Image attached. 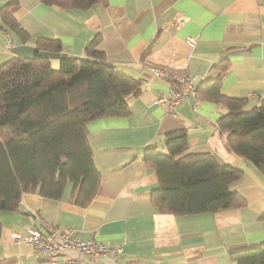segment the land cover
Masks as SVG:
<instances>
[{
  "label": "crops",
  "instance_id": "1",
  "mask_svg": "<svg viewBox=\"0 0 264 264\" xmlns=\"http://www.w3.org/2000/svg\"><path fill=\"white\" fill-rule=\"evenodd\" d=\"M6 1L0 0V6ZM19 2L15 15L31 41L22 43L0 29V64L15 55L14 45L34 46L37 37H58L63 52L82 56L99 34V48L108 61L118 71L140 78L143 91L131 100L130 115L89 123L101 185L88 205L70 200L73 184L68 182L59 199L24 192L17 210L1 213L0 264H49L30 245L11 237L12 230L40 224L58 230L72 227L83 238L122 246L113 264H238L233 251L264 243V176L247 159L227 150L218 124L227 108L190 95L172 116L158 102L178 75L195 77V85L207 83L219 76L218 63L227 60L223 90L248 97L247 107L254 106L264 96V0H103L85 10L59 9L41 0ZM191 37H197L194 45ZM151 66L168 75H153ZM182 126L191 150L211 151L244 169L230 186L244 196L245 205L174 215L152 204L158 178L143 159L145 148L160 145L168 131ZM73 264L108 263L85 256Z\"/></svg>",
  "mask_w": 264,
  "mask_h": 264
},
{
  "label": "trees",
  "instance_id": "2",
  "mask_svg": "<svg viewBox=\"0 0 264 264\" xmlns=\"http://www.w3.org/2000/svg\"><path fill=\"white\" fill-rule=\"evenodd\" d=\"M103 0H41L59 8L89 9ZM19 0L0 6V29L27 43L31 35L16 18ZM97 34L76 58L32 59L16 55L0 64V214L17 210L24 192L59 199L72 182L70 200L86 206L101 185V171L89 142V123L103 117L130 115V102L142 91V80L118 71L99 48ZM38 51L63 52L58 37H37ZM53 61L58 66L53 65ZM217 78L195 85L197 98L224 105L218 124L225 146L247 159L264 176V96L252 107L249 98L223 90L228 61ZM143 159L154 168L158 185L151 202L174 215L240 207L247 200L230 184L242 167L221 161L211 151H193L185 126L168 131L161 144L145 148ZM39 227V226H37ZM41 230L46 231V229ZM3 226L0 219V240ZM238 264H264V243L232 252Z\"/></svg>",
  "mask_w": 264,
  "mask_h": 264
},
{
  "label": "built area",
  "instance_id": "3",
  "mask_svg": "<svg viewBox=\"0 0 264 264\" xmlns=\"http://www.w3.org/2000/svg\"><path fill=\"white\" fill-rule=\"evenodd\" d=\"M197 37L189 38L192 45L196 43ZM159 67L151 68V71L158 77L166 76L167 73ZM195 77L183 75L177 77L178 86L170 87L168 92L159 98V103L167 106V111L175 116V107L187 96L197 97L195 88ZM169 107V110H168ZM47 231L41 230L39 227H30L27 232L30 234L26 242L36 249V253L51 258L61 257L65 263H79L80 258L66 255L64 250H73L84 256L93 255H112L115 259L123 251L122 246H108L102 241L92 238L84 239L79 235L78 229L65 227L64 229H56L53 225H47ZM51 231V232H49ZM54 263V262H52Z\"/></svg>",
  "mask_w": 264,
  "mask_h": 264
},
{
  "label": "water",
  "instance_id": "4",
  "mask_svg": "<svg viewBox=\"0 0 264 264\" xmlns=\"http://www.w3.org/2000/svg\"><path fill=\"white\" fill-rule=\"evenodd\" d=\"M11 51L18 56L21 59H32L35 57V55L37 54L39 57H43V58H53V59H58V58H76L78 57L76 54H71V53H67V52H62V53H58V52H54L51 53L49 51H38L36 52V49L34 46L31 45H27V44H17L14 45L11 49ZM194 116L196 118H198V120L201 121H205L204 119H202L198 113H195ZM40 226L42 227L43 225L40 224ZM44 227V226H43ZM65 253L73 256V257H77L78 253L76 251H72V250H67ZM85 256L84 255H80V260H84ZM93 260L95 261H99V262H105L108 264H113V259L111 256H100V257H92Z\"/></svg>",
  "mask_w": 264,
  "mask_h": 264
},
{
  "label": "rangeland",
  "instance_id": "5",
  "mask_svg": "<svg viewBox=\"0 0 264 264\" xmlns=\"http://www.w3.org/2000/svg\"><path fill=\"white\" fill-rule=\"evenodd\" d=\"M170 24H172L173 25V23L171 22ZM180 23H178L177 25H179ZM191 38H193V37H191ZM53 65H55V66H58V64H57V62H55V61H53ZM151 68H156L157 69V67H155V66H151L150 67V70H151ZM158 69H160V70H162L163 71V73L164 72H166V70L165 69H163V68H158ZM152 72V71H151ZM152 74L153 75H155L153 72H152ZM167 75H168V73H167ZM156 76V75H155ZM179 76V75H178ZM164 77V76H163ZM177 87L178 86V82H177V77H176V79H175V82L171 85V87ZM196 99L197 100H200L199 98H197L196 97ZM158 101H159V99H158ZM176 108V107H175ZM168 110H169V107H168ZM167 113L169 114V115H172V116H174L173 115V113H171L170 111L168 112L167 111ZM175 116H177V113H176V111H175ZM4 211H6V210H4ZM8 211V210H7ZM3 212V211H2ZM1 212V213H2ZM0 219H1V214H0ZM2 223V222H1ZM41 225H43L44 226V224H41ZM30 227H35V226H29V227H27V229L28 228H30ZM45 229H46V231L48 230V227H44ZM49 232H51V231H49ZM79 232V231H78ZM79 235H80V233H79ZM29 236H30V234L27 232V231H19V230H12V232H11V237H12V239H13V241L15 242V243H18V244H20V243H24V244H27V245H30V244H28V243H26V242H23V241H27V239L29 238ZM81 238H83V237H81ZM92 238H95V237H90V238H84V239H92ZM104 243V242H103ZM105 244V243H104ZM31 246V248H32V250H33V252H34V254L35 255H38L37 253H36V249L34 248V247H32V245H30ZM113 247H117V246H113ZM67 251V250H66ZM65 250H64V252H66ZM73 251V250H72ZM78 253V252H77ZM122 253V252H121ZM121 253L119 254V256L115 259L112 255H93L92 257H100V256H111L112 257V259H113V261H116L119 257H120V255H121ZM66 255H68V256H71V255H69V254H67L66 253ZM80 255H82V254H79L78 253V256L77 257H75V258H80ZM44 257H46L47 259H48V263L49 264H56L57 262H59V261H62V262H64L63 261V259L61 258V257H56V258H51V257H49V256H44ZM73 257V256H72ZM52 262H54V263H52ZM65 263V262H64Z\"/></svg>",
  "mask_w": 264,
  "mask_h": 264
}]
</instances>
